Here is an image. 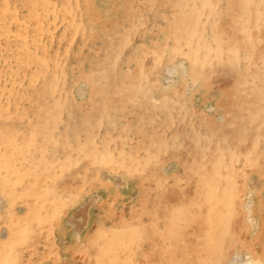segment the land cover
<instances>
[{"label": "rangeland", "instance_id": "1", "mask_svg": "<svg viewBox=\"0 0 264 264\" xmlns=\"http://www.w3.org/2000/svg\"><path fill=\"white\" fill-rule=\"evenodd\" d=\"M124 2L111 19L117 28L98 31L85 54L67 60L64 73L48 75L54 84L36 96L35 114L25 113L30 104L15 106L26 119L9 124L20 128L22 143L33 128L34 142L19 166L48 172L45 186L62 204L80 194L65 217L77 232L102 201L161 216L196 196L206 179L239 169L248 173V201L255 192L264 197V181L250 165L259 159L264 166V0ZM175 28L182 37L167 39ZM165 41L170 47L161 57L145 56L147 45ZM242 45L248 47L238 51ZM44 81L42 74L38 82ZM8 205L0 191V215ZM54 239L62 242L58 234ZM235 259L240 263V255Z\"/></svg>", "mask_w": 264, "mask_h": 264}, {"label": "bare ground", "instance_id": "2", "mask_svg": "<svg viewBox=\"0 0 264 264\" xmlns=\"http://www.w3.org/2000/svg\"><path fill=\"white\" fill-rule=\"evenodd\" d=\"M124 1L0 0V191L9 203L5 216L0 215V232H6L5 237L0 234V264H237V255L241 257L238 264H264V197L255 192L248 201V173L242 169L206 179L196 196L161 216L150 208L144 213L125 202L102 201L94 207L88 226L77 232L65 217L82 201L80 194L62 204L45 186L48 172L19 166L34 142L33 128L23 133L22 143L17 139L20 128L9 124L25 118L15 106L30 104L25 113H34L40 105L36 96L54 84L48 75L64 73L67 60L85 54L98 31L117 28L111 19L125 7ZM61 14L66 18L61 20ZM175 30L167 39L182 37V30ZM78 35L82 40L76 44ZM150 45L145 56L161 57L164 47H170L167 41ZM49 46L52 53H47ZM42 74L45 81L39 83ZM258 163L259 159H252L250 165L264 181V166ZM45 166L50 168L48 163ZM93 190L95 184L84 191ZM55 234L61 243L55 242Z\"/></svg>", "mask_w": 264, "mask_h": 264}]
</instances>
